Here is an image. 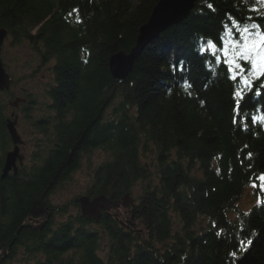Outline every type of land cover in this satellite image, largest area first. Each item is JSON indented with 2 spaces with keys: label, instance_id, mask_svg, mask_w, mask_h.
I'll return each mask as SVG.
<instances>
[{
  "label": "trees",
  "instance_id": "obj_1",
  "mask_svg": "<svg viewBox=\"0 0 264 264\" xmlns=\"http://www.w3.org/2000/svg\"><path fill=\"white\" fill-rule=\"evenodd\" d=\"M158 1L0 0L7 36L26 41L41 63L54 61L52 105H46L54 116L39 127L51 123L57 142L42 166L0 177V246L17 233L6 261L22 247L36 258L33 264H264V182L258 179L264 120L251 122L264 117V93L253 94L264 77L244 90L247 115L238 116L234 93L241 84L200 51L225 25L254 21L249 11L260 4L195 0L187 17L144 45L118 84L109 58L131 51ZM185 82L192 85L187 91ZM4 108L0 98V114ZM96 149L109 159L93 169L87 193L118 199L145 181L141 201L122 224L107 214L56 220L66 210L51 204L54 184L70 179ZM148 153L152 161L145 164ZM251 182L259 203L237 209ZM45 215L40 230L28 225ZM134 220L144 234L133 232ZM248 239L251 246L241 251Z\"/></svg>",
  "mask_w": 264,
  "mask_h": 264
},
{
  "label": "rangeland",
  "instance_id": "obj_2",
  "mask_svg": "<svg viewBox=\"0 0 264 264\" xmlns=\"http://www.w3.org/2000/svg\"><path fill=\"white\" fill-rule=\"evenodd\" d=\"M249 27L251 29V26ZM251 30L253 31V33L256 32L255 29H251ZM252 39L255 41L258 40V37L253 35ZM0 57L4 64V67L6 68L7 73L12 78V83H11L12 85H10L12 93L15 96L16 95L22 96L26 94L25 96H28L31 99L35 100L32 109L25 112L31 114L32 117L27 118L25 123L22 122L24 126L21 129L24 130L23 133L26 135L27 138H32L33 133L28 128L30 125L33 128L32 119L47 115L46 105H48L47 102L49 100L47 92L54 81L51 70L54 61L50 60L46 64L41 63L37 54L33 51V49L29 46V44L26 41L15 43L12 41V38L9 36H6L3 41ZM255 78L256 76H249L251 83L252 80ZM231 80L233 81L232 78ZM246 89L249 88L245 87L244 90ZM257 90L259 92H263L262 88L260 87H257ZM10 95L11 93L7 92L5 95L1 94L0 98L2 101L6 102L7 104L8 101L14 98L13 96ZM10 110L11 108L7 107L5 113L9 114ZM107 159H109L108 155L103 149H96L91 154H86L81 162L79 169L72 174L70 180L61 183L56 188L54 193L50 196L51 204L54 205L55 207L57 206L65 207L66 210V213L56 216V220L59 217L64 219L70 215L76 216L80 214V209L78 208L77 205L73 204V201L76 197H79L87 193L93 179L92 178L94 172L93 169L98 164L106 161ZM142 161L145 164L151 163L152 155L150 153L143 154ZM150 171L151 174L154 173L153 168ZM144 185H145V181H138L130 191L131 195L135 197L134 206L138 205L139 202L141 201L140 198L143 195ZM253 185H255L256 187L255 183H248L245 186L240 199L235 203V207L237 209H244L247 211L252 205L255 204L258 197L255 194L256 188ZM114 212L119 213L121 220H124L123 218L127 217V214L124 212L123 208L112 209L111 214L113 215ZM177 220L178 218L174 217V221L176 222ZM205 224H202V226L206 228ZM91 227L94 228V223L91 224ZM130 227L133 229V232L136 235L140 233L144 234L142 224L139 221L134 220ZM102 246L105 249H102L101 254L104 255L107 253L106 243H104ZM25 250L26 249L22 247H18L17 250L14 252L15 253L14 256L8 259V261H6L7 260L6 259L4 264L35 263L36 258L27 254ZM36 256L38 259L43 258V256L39 253Z\"/></svg>",
  "mask_w": 264,
  "mask_h": 264
},
{
  "label": "flooded vegetation",
  "instance_id": "obj_3",
  "mask_svg": "<svg viewBox=\"0 0 264 264\" xmlns=\"http://www.w3.org/2000/svg\"><path fill=\"white\" fill-rule=\"evenodd\" d=\"M2 45H3V43H2ZM7 92H10L11 93L10 96H13L14 98L11 99L10 101H8L7 104H6V102L1 100V102L4 103V106H5L3 112L0 114V127L3 130V138H4L3 143L0 139V177H2V178H5V177L11 176V175L12 176H19L20 173H27L34 168H38V167L42 166L43 163L45 162V160L47 159L49 152L57 146L56 138L54 136L53 125H51V123H50L49 126L45 129H42L41 127H39V123L42 122V120L47 119V117L51 118L54 116L50 112L51 110L49 109L50 110L49 113L47 111L46 116L36 117V118L32 119L33 128L31 125L28 128L33 133V135H32L33 137L27 138L26 135L23 133L24 130H21L24 126L22 122L25 123L27 118L32 117L31 114L25 113V112L32 109L33 103L35 102V100L31 99L28 96H25L26 94H24L22 96H17V95L15 96L11 91V86H10L9 90L2 91V93L4 95ZM18 97H20L21 100L16 101V98H18ZM47 103H48L47 107L52 105L50 98H49ZM7 107L11 108L9 114L5 113ZM46 110H47V108H46ZM20 112H22V113H20ZM9 122H12L13 127L16 131V134L20 138L19 142H16L15 138L12 137V135L10 133V129L8 127ZM43 136H45V137H43ZM15 152L17 153L16 155H14ZM11 157H12V160H11ZM83 158L84 157H82L80 160V165H81ZM6 167H8V170L4 174V177H3L4 169ZM19 180H22V179H19ZM68 180H70V179H67L64 182H66ZM64 182H61V183H64ZM60 184H58V185L54 184L55 187L53 188V191H55L56 188ZM81 196H87L90 199H93L94 197H96V196H91L88 193L81 195ZM129 196L132 199L125 200V202H124V203H128V207L120 206L117 208V209H120V208L124 209V212L127 214V217H125L123 219L126 220V222L129 221V217H130L129 215H130V212L132 209L131 207H133L135 204V197L132 195H129ZM77 198L78 197H76L74 199L73 204L77 205L78 208L80 209L79 203L76 201ZM113 200H116V199H113ZM112 209H115V208H111V209H109V211L101 209V215L107 214V215H110L113 218H115L117 221H121V219H120L121 217L119 216V213L114 212L113 215L111 214ZM80 214H81V209H80ZM48 218H49V215L46 219V222H47ZM100 218H101V216H100ZM100 218H98V219H100ZM38 219H40V218H38ZM38 219L37 218L34 219L33 222H35V220H38ZM98 219H96V220H98ZM126 228L130 229L129 226H126ZM36 230H38V229H36ZM5 258L6 257H3V258H1V260L2 259L6 260Z\"/></svg>",
  "mask_w": 264,
  "mask_h": 264
},
{
  "label": "water",
  "instance_id": "obj_4",
  "mask_svg": "<svg viewBox=\"0 0 264 264\" xmlns=\"http://www.w3.org/2000/svg\"><path fill=\"white\" fill-rule=\"evenodd\" d=\"M195 0H159L154 9L152 10L147 23L140 29L139 36L137 38V44L131 49L129 53L124 51H118L111 55L109 58V72L111 77L115 79L118 84H122L127 74L130 72L133 62L137 55L141 52L144 45L151 40L155 39L158 34L164 29L168 28L172 24H177L182 21L190 13L194 6ZM7 36V30L0 27V53L2 43ZM12 83L11 76L7 73L4 64L0 57V90H8ZM21 98H16V101ZM10 133L15 138L16 142H19L20 138L16 134L12 122L8 123ZM17 153L15 152L14 155ZM12 160V157H11ZM8 167L4 169L5 174ZM132 199L129 193L125 194L121 200ZM79 203L81 212L84 216L89 218L98 219L101 216V209L109 210L111 208H117L121 206L128 207V203H122L106 197L105 195H99L90 199L87 196H80L76 199ZM48 215L41 217L35 222L29 223L35 229H41L46 224ZM35 223V224H34ZM17 238V233L6 243L0 246V259L5 256L7 251Z\"/></svg>",
  "mask_w": 264,
  "mask_h": 264
},
{
  "label": "snow or ice",
  "instance_id": "obj_5",
  "mask_svg": "<svg viewBox=\"0 0 264 264\" xmlns=\"http://www.w3.org/2000/svg\"><path fill=\"white\" fill-rule=\"evenodd\" d=\"M258 2L264 7V0H258ZM209 7L211 8L212 5L209 4ZM259 27L256 24L251 25V29H259ZM223 32V35L208 39L206 45L201 46L200 51L205 54L208 63L216 65L223 63L226 65L231 78L242 85L234 93L235 112L238 116L247 115L244 112V88H251L249 76L264 77V34L259 31L253 33L248 25L238 23L232 27L225 25ZM236 32L239 33L238 36ZM253 35L258 37V40L254 41L252 39ZM191 87V84L185 82L186 91ZM259 87L264 88V84L259 85ZM253 94L260 95L261 93L257 91ZM258 119L264 120V117L252 116L251 122L256 123ZM258 179L264 182V175L259 176ZM253 186L255 187V185ZM251 244V239L246 242L241 241V251H246ZM232 255L235 256L236 253H232Z\"/></svg>",
  "mask_w": 264,
  "mask_h": 264
},
{
  "label": "bare ground",
  "instance_id": "obj_6",
  "mask_svg": "<svg viewBox=\"0 0 264 264\" xmlns=\"http://www.w3.org/2000/svg\"><path fill=\"white\" fill-rule=\"evenodd\" d=\"M258 1V0H257ZM260 4V3H259ZM252 10H250L249 12H250V18H254L255 20H261L263 23H264V7H262L261 6V4H260V6H258V5H255V6H252V8H251ZM254 20V21H255ZM254 21H249L250 23H252V22H254ZM251 30V29H250ZM256 31H259L261 34H264V26L263 27H259V29H255ZM252 31V30H251ZM253 32V31H252ZM236 35L238 36L239 35V33L238 32H236ZM256 193H258L257 191H255V194ZM124 195H122L120 198H118V199H116V201H121L122 203H124L125 202V200L126 199H124V200H121V198L123 197ZM122 205V204H121ZM120 205V206H121ZM119 206V207H120ZM118 208V207H117ZM121 224H122V220L121 221H119Z\"/></svg>",
  "mask_w": 264,
  "mask_h": 264
}]
</instances>
